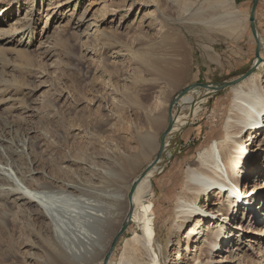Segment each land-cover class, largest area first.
Returning <instances> with one entry per match:
<instances>
[{
    "label": "rangeland",
    "instance_id": "374dc122",
    "mask_svg": "<svg viewBox=\"0 0 264 264\" xmlns=\"http://www.w3.org/2000/svg\"><path fill=\"white\" fill-rule=\"evenodd\" d=\"M10 1L3 0V6L14 7L18 1L20 10L15 12V18L19 22L35 23L36 34L27 55L32 63L27 68L35 74L29 79V87L35 91L23 105L30 106L35 112L21 115L26 121L16 118L19 121L17 127L14 124L16 119H8L12 125L4 127L3 132L7 141L10 140L6 146L9 143L20 153L24 151L21 155L28 156L27 138L33 130L32 138L38 143L36 168L46 179L54 177L61 182L85 186L95 184L97 187L98 179L105 177L106 171L122 169L121 161L115 158L119 148L121 153H134L139 161L133 169L123 172L122 186L128 192L159 151L160 137L169 126L173 99L192 85L216 86L217 83L237 80L252 68L256 59L257 46L249 22L253 0H221L228 1L230 11L238 14L235 18L239 23L230 28L231 37L198 24L194 18V14L220 0H15L13 4ZM143 3L147 5L144 8ZM131 4L135 5L130 9ZM112 10H118L117 16H106ZM105 16L106 25H100V38L96 37L94 22ZM255 23L260 42H263L264 0L258 1ZM7 29L4 25L0 31ZM167 34L176 39L177 50L189 60L186 79L175 88L156 84L157 77L135 57L150 47L154 50L151 52L161 58L172 53L161 40ZM113 45L121 51L118 57L111 51ZM261 56L263 66L244 82L254 77L257 83L262 79L264 86V48H261ZM7 59L13 66L8 67L6 78L20 82L23 72L14 70V67L17 69L28 60L18 59L13 54ZM127 77L130 81H126ZM139 77L145 83L136 81ZM234 87L216 93L211 89V93H207L205 88L198 87L197 101L190 108L184 106L180 111L174 108V116H186L188 124L167 137L165 151L152 177L154 196L134 212L108 264H175L173 223L176 199L186 183L189 165H195L205 150L212 147L217 150L220 142L227 138V124L234 115ZM131 95L138 97L151 114L164 117L162 128L152 131L157 151L141 161L142 152L136 136L150 133V125L146 111L127 103L125 96ZM201 101L202 104L197 106ZM10 111L5 116L20 114ZM2 117L0 123L4 121ZM257 119L259 124L256 127L250 125L238 136L244 139V146L250 151L240 161L250 158L251 164L261 159V174L254 175L252 181L256 180L255 183L250 182L246 199L249 201L233 198L240 208L228 217L236 218L233 226L238 231L228 230L230 233L227 234L238 245L232 255V248L214 254L215 262L220 260L219 257L227 258V263L218 264H237L241 257L243 264H264V235L257 236L264 233V225L254 224L262 217L248 204L264 203L263 116L258 115ZM259 130L261 137L254 133ZM1 151L9 158L6 147ZM1 197L14 201V196L6 192H1ZM3 204L5 201L0 199V264H54L47 248L48 238L39 224L22 214L16 206ZM224 205L223 201H217L212 211L221 209L227 215ZM124 211L127 209H120V212ZM160 211L164 216L159 217ZM139 246L146 255H137ZM208 253L206 249L200 259L204 260ZM177 262L186 264L183 260Z\"/></svg>",
    "mask_w": 264,
    "mask_h": 264
},
{
    "label": "bare ground",
    "instance_id": "6f19581e",
    "mask_svg": "<svg viewBox=\"0 0 264 264\" xmlns=\"http://www.w3.org/2000/svg\"><path fill=\"white\" fill-rule=\"evenodd\" d=\"M2 1L0 0V28L5 25L8 29L0 31V116H4L1 118L4 121L0 123V164L2 165L0 167V191L6 192L12 197L14 196V201H6L4 197L0 199L5 201L3 205L6 207L16 206L22 214H26L32 221L34 220L36 224H39L43 234L48 238L47 248L54 264H99L100 262L101 264H108L123 228L128 227L134 212L139 211L141 206L149 202L154 196L152 177L157 172L156 165H153V161L138 180L134 182L131 190L127 192L123 190L122 177L123 172L133 169L139 162L134 153H121L120 149L117 148V151H114L115 158L121 161L122 169L106 171V176L102 177L104 179H98L97 183L99 184L96 183V187L95 184L85 186L75 184V182H61L54 177H47L46 179L44 174L41 175L42 172L40 173L36 168L38 143L32 138L34 133L31 128L28 129V131H31L27 138L30 151L28 156L21 155L24 151L20 153L13 149L9 143L6 146L10 140L7 141V137L5 138L4 127H10L9 124L12 125L8 119L20 117L21 120L26 121V117L21 115L34 114L35 112V109L30 108V106L24 107L23 105L27 102L31 92L35 91L29 87V79L34 77L35 74L33 70L27 68L32 64L27 55L30 53L28 47H31L30 45L34 42L36 29L35 23L32 24L31 21L19 22L20 20L15 18V12L20 10L18 1L17 4L13 5L14 7L11 5L10 7H4ZM10 2V4H13L12 2H15V0ZM134 5L128 6L131 9ZM141 5L143 8L147 6L144 3ZM155 6L159 10V7ZM117 13L118 10H112L106 16H117ZM236 14L237 12L230 11L228 1L220 0L211 3L205 10L194 14V18L199 22L198 24L223 33L226 37H231L232 31L230 28L239 23V20L235 18ZM106 16L102 20L94 22L97 25L96 37L100 38L99 28L101 24L107 22ZM14 21L16 22L14 23ZM181 21L185 22V20ZM225 28L229 29L224 31ZM259 37L258 35V39ZM161 40L163 46L166 45L172 53L165 54L164 58H161L151 52L154 50L153 47H150V49H147L148 52H146L147 50L138 52L135 57H137L139 64L146 67L152 75L157 77L156 84H166L171 88H175L186 79L189 60L177 50V41L173 36L170 34L163 35ZM262 43L264 44V41L260 42V46H262ZM261 48H264V45ZM111 51L116 57L121 55V51H117L116 45L112 46ZM9 54L17 56L18 59L28 60L26 64L17 66V69L14 67V70L23 72L20 82L6 78L7 72L10 70L7 71L8 67L13 66L7 59ZM261 59L263 60L262 56ZM256 61L257 59H255ZM262 66L263 64H259L258 69ZM140 80H142L141 84L145 83L144 79H140V77L136 79V81ZM126 81H130V78L127 77ZM261 83L262 79L257 83L255 78L251 77L240 85H234L236 86L234 87L235 99L232 106L234 115L230 117L227 124V138L220 142L217 150L215 147L205 150L200 155L197 163L195 162V165L190 164L186 170V183L175 204L176 211L173 223L175 264H178L177 261L179 260L185 261L186 264L227 263L225 256L219 257L220 260L215 262L213 255L218 251H228L225 250L226 248H232L231 255L236 251L238 244L233 238L229 239L228 237L230 233L228 230H235V233L238 231V229L236 230L237 227L233 226L237 221L236 218L228 217L229 215L232 217L236 209L240 208L233 198H240L244 202L249 201L250 199H246L249 189H251L250 182L255 183L256 180L252 181L254 175L257 177L261 174L259 172L261 159L251 164L249 162L250 158L240 161V158L243 155L250 154V151L247 150L248 147L244 146V139L240 138L238 134H241L244 130L247 131L250 125L256 127L259 124L258 115L263 116L262 122L264 123V86ZM210 89L212 90V88H207L205 91L211 93ZM199 92V90L194 89L184 97L179 98L176 108L178 110H183L184 106L190 108L197 101L196 96L199 95ZM125 99L132 107L147 112L150 133L136 136L137 146L141 148L142 152L140 161L146 160L150 153L157 151L152 131H159L162 128L164 117L162 114L156 116L151 114L140 99L134 95L125 96ZM249 99H252L250 100L252 102ZM202 102H199L197 106ZM198 109L195 110V114ZM10 110L18 111L19 116L16 114L5 116L8 114L6 112ZM185 119L186 116L176 115L171 133L184 128L188 124ZM256 119L257 123H255ZM170 121L171 119L169 125ZM18 123L19 121L16 119L14 121L16 127ZM259 131L254 132L257 137L262 135ZM3 147L7 148L9 158L2 153L1 149ZM160 148L161 137L159 151ZM253 167H256L255 170ZM11 169L13 170L12 173ZM127 189L129 188L127 187ZM200 199L202 201L199 202ZM217 201H223L227 215L221 209L216 212L212 211V206H216ZM248 204L249 207L255 209L257 215L260 213V217H262V220L258 223L255 221L254 224L264 225V203L260 201L256 205L250 202ZM120 209H127V212H120ZM158 214H160L159 217L164 216L162 211ZM235 233L233 236H235ZM262 235L264 233L257 236ZM228 239L229 243L226 245ZM135 241H138L137 238ZM253 243L256 242L253 241ZM139 247V249H136L137 255H146L144 249L141 246ZM206 249L209 255L201 260L200 258ZM237 262V264L244 263L242 257L238 258Z\"/></svg>",
    "mask_w": 264,
    "mask_h": 264
},
{
    "label": "water",
    "instance_id": "95a60500",
    "mask_svg": "<svg viewBox=\"0 0 264 264\" xmlns=\"http://www.w3.org/2000/svg\"><path fill=\"white\" fill-rule=\"evenodd\" d=\"M258 1L259 0H253V6H252V10H251V15H250V24H251V31L252 34L257 42V48H256V59L257 61L255 62V64L252 66V68L242 77L238 78L237 80L234 81H229V82H223V83H217L216 86H212V85H193L191 87L186 88L185 90H183L180 95L178 97H175L172 101V105L170 107L169 110V116H170V125L169 128L167 129V131L165 133H163V135L161 136V148L160 151L158 153V155L156 156V159L154 160L153 165H156L164 151H165V146H166V140L168 135L171 133L173 127H174V114H173V110L175 107H177L178 105V99L184 97L185 95H187L189 92H191L192 90L198 88V87H202V88H212V90L216 93V92H220L222 90H225L229 87H232L240 82H243L245 79H247L248 77H250L251 75H253L257 70H258V65L261 64L263 62V60L261 59V46H260V42L258 39V34H257V28H256V23H255V14H256V9L258 6ZM180 111V110H179ZM149 170V169H148ZM147 170V171H148ZM127 227H124L123 230L120 233L119 238L124 234V232L127 230ZM118 238V239H119Z\"/></svg>",
    "mask_w": 264,
    "mask_h": 264
},
{
    "label": "built area",
    "instance_id": "2783aa9c",
    "mask_svg": "<svg viewBox=\"0 0 264 264\" xmlns=\"http://www.w3.org/2000/svg\"><path fill=\"white\" fill-rule=\"evenodd\" d=\"M255 221L258 223V222L260 221V219H257V220H255ZM257 223H256V224H257Z\"/></svg>",
    "mask_w": 264,
    "mask_h": 264
}]
</instances>
